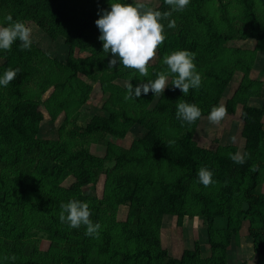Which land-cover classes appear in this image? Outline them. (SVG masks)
<instances>
[{
  "label": "trees",
  "instance_id": "1",
  "mask_svg": "<svg viewBox=\"0 0 264 264\" xmlns=\"http://www.w3.org/2000/svg\"><path fill=\"white\" fill-rule=\"evenodd\" d=\"M142 2L162 12L171 7L166 0L156 6ZM108 7L109 0H0L3 23L11 13L67 45L64 61L35 43L22 49L18 39L11 50H0V73L21 69L0 86V264H197L187 252L173 257L162 246L167 215L178 226L187 217L201 218L210 256L198 264H227V246L247 221L256 264H264V99L260 105L247 101L264 96V86L250 76L256 55L264 51V0H190L183 11L163 17L166 39L148 64L147 76L122 63L109 66L112 54L103 50L95 24L98 9ZM237 16L241 21L233 20ZM171 19L174 26H169ZM246 39L255 41L252 48L227 45ZM181 48L195 53L199 89L185 94L169 83L163 93L150 90L128 97L127 84L116 82L135 85L155 78L167 69L163 57ZM236 72L241 77L235 97L223 105L227 115L241 105L242 151L235 145H198L193 139L198 120L218 104L216 97ZM80 75L108 94L100 113L81 111L92 85ZM50 87L51 102H45ZM180 99L201 107L196 121L177 117ZM44 107L52 118L64 113L55 138L39 135ZM70 118L76 122L67 128ZM134 125L143 131L128 147L112 142ZM89 142L103 144V153H92ZM239 155H245L244 163L234 158ZM201 166L212 169L213 183L198 181ZM102 173L101 195L86 193ZM67 177L72 179L63 185ZM71 198L89 203L91 219L101 225L98 234L86 235L85 225L72 227L60 220L61 202ZM119 205L127 206L122 220L115 218ZM36 213L47 220L32 222L28 217ZM37 234L49 240L47 251L37 249L32 238Z\"/></svg>",
  "mask_w": 264,
  "mask_h": 264
},
{
  "label": "clouds",
  "instance_id": "2",
  "mask_svg": "<svg viewBox=\"0 0 264 264\" xmlns=\"http://www.w3.org/2000/svg\"><path fill=\"white\" fill-rule=\"evenodd\" d=\"M110 7L98 9V26L102 41V48L112 55L108 59L109 66L122 63L129 68H135L145 76L148 75V64L156 55L158 45L166 39L163 17H171L173 11H183L190 0H166L171 7L166 11L146 6L142 0H109ZM8 23L0 22V50H11L17 39L22 49H30L33 43V29L23 19H14L9 13L5 17ZM175 19H171L169 26H174ZM166 70L157 72L155 78L141 80L133 85L127 82V96L140 97L150 90L163 93L169 83L179 88L182 93H188L190 88L199 89L202 83L201 73L197 70L195 53L186 48L173 50L163 57ZM21 69L7 68L0 73V86H7ZM171 75V80L169 76ZM177 117L181 122H194L202 114L201 107L195 102L180 99L177 102ZM227 108L223 104L212 105L208 112V119L219 123L226 115ZM238 163L245 162V155L234 157ZM214 173L211 168L201 166L197 172V179L204 185L214 182ZM92 209L87 201L71 198L61 202L59 218L72 227L86 226L85 234H98L101 227L98 221L91 219Z\"/></svg>",
  "mask_w": 264,
  "mask_h": 264
},
{
  "label": "rangeland",
  "instance_id": "3",
  "mask_svg": "<svg viewBox=\"0 0 264 264\" xmlns=\"http://www.w3.org/2000/svg\"><path fill=\"white\" fill-rule=\"evenodd\" d=\"M144 2L150 3L152 6L158 4V0H142ZM233 20L241 21L240 16L235 17ZM3 21V18L0 14V22ZM32 31V40L33 43L38 45L41 49L47 52L50 56L55 57L58 60H65L67 56V45L64 43L62 38L56 40H51L43 31L37 29L32 24H29ZM255 41L253 39L246 40H235L229 41L228 46H242L244 48H252ZM76 55L81 56V54L76 52ZM1 60V59H0ZM153 61V58L149 63ZM264 65V51L259 52L256 55V59L253 63L252 69L250 71V76L256 81H260L261 86H264V72L262 71V66ZM86 82L92 85V90L89 93V96L85 103L81 106V111L85 113H100L101 105L108 96V94H101L99 90V85L97 82L89 80L84 75H80ZM241 73L236 72L228 86L225 88L224 92L216 101L218 104H223L225 99L234 98L237 85L240 80ZM117 83L127 84V81L124 79H117ZM52 90L50 87L43 95L45 102H51V99L48 98ZM261 93V91H260ZM261 95V96H260ZM257 97L248 98L250 104L260 105L261 99H264L262 93ZM217 104V105H218ZM241 105L237 104L235 107V113L233 115H225L219 123H214L208 119V115L202 116L194 129L193 139L197 142L198 145L216 148L217 146L225 145H235L237 146L239 152L242 151L244 146V139L240 136L241 131V120H240V111ZM43 110V109H42ZM44 117L39 123V135L46 138H55L58 136V127L64 118L63 112H58L54 118L51 117L47 111L43 110ZM73 120V121H70ZM70 122L66 124V127H72V124L76 120L70 118ZM264 123V115L262 118ZM78 124L81 123L80 120L77 121ZM142 129L139 125H134L131 127V130L126 134L123 139H117L112 142L121 145L123 147H128L131 141L139 136L142 133ZM89 149L92 153L96 155H101L103 153L104 146L103 144L90 143ZM105 178V173L100 174L98 182L95 186H91L86 189L88 194H97L101 195L103 189V181ZM71 177H67L63 180L62 184L67 185L71 181ZM261 191L264 193V181L260 185ZM127 206L119 205L116 212V219L122 220L127 217ZM32 222L43 224L47 220V216L41 213H36L35 218L33 216L28 217ZM221 225V222H218V226ZM247 225L248 222L244 221L242 228L240 229L238 235L233 237L229 245L227 246V255L226 263L227 264H256L257 256L254 253L252 238L247 235ZM161 243L162 246L166 249L168 255L173 257H180L181 255L187 252L188 254L194 256V262H199L198 259L206 258L210 256L209 245L207 242L206 231L202 227L201 218H185L183 224L178 226L176 224V219L173 216H165L163 218L161 232ZM36 241L37 249L41 252H45L49 249V240L41 235H35L32 237ZM32 259H38L35 256H32ZM186 264H195L191 261H187Z\"/></svg>",
  "mask_w": 264,
  "mask_h": 264
}]
</instances>
